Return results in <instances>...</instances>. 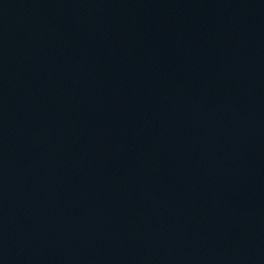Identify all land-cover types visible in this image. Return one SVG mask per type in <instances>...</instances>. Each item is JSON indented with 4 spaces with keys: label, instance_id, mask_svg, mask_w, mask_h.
<instances>
[{
    "label": "water",
    "instance_id": "obj_1",
    "mask_svg": "<svg viewBox=\"0 0 264 264\" xmlns=\"http://www.w3.org/2000/svg\"><path fill=\"white\" fill-rule=\"evenodd\" d=\"M0 264H264V0H0Z\"/></svg>",
    "mask_w": 264,
    "mask_h": 264
}]
</instances>
